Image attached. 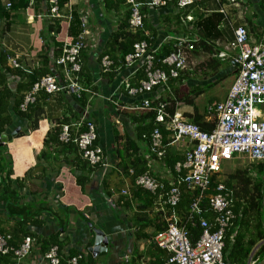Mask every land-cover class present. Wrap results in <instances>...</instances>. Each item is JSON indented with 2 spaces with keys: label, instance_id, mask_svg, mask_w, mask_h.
<instances>
[{
  "label": "crops",
  "instance_id": "crops-1",
  "mask_svg": "<svg viewBox=\"0 0 264 264\" xmlns=\"http://www.w3.org/2000/svg\"><path fill=\"white\" fill-rule=\"evenodd\" d=\"M47 1L28 0L25 2L27 7L16 10H8L1 4L7 14L0 19V73L3 74L6 68L11 69L10 74L3 75L6 77L4 84L12 92L8 108L11 124L0 133L9 136L8 143L0 147L1 164L9 170L12 189L23 197V203L42 201L50 209V213L46 212L39 218L41 225L28 228L36 244L25 263L47 264L44 261L47 251L44 252L42 243L58 233L63 246L60 253L65 260L62 264H68L69 257L79 254L84 255L83 261H93V264H157L159 260L165 261L166 253L153 244L160 226H165L164 215L161 214L163 205L157 197L136 187L135 178L129 174L130 169L135 173L141 169L133 163L136 154L137 157H145L142 164L145 169L149 147L138 133L141 128L137 121L147 112L135 110L141 102L127 95L124 83L129 81L135 86L143 78L139 74L134 76L133 70L125 67L118 73L107 74L101 68L103 55L111 56L115 62L119 59L112 54L111 36L117 23L125 19L127 7L120 5L119 11H108L104 0H73L71 20L67 21L47 17ZM20 3L25 5L24 0ZM63 10L65 14L68 12L65 8ZM144 14L148 42L159 47L160 51L175 43L168 41L169 38H199L201 32L196 29L197 20L221 15L216 31L212 32L217 39L210 42L217 53L224 51L228 58L222 61L202 51L193 52L195 55L204 54L205 60L189 68V58L184 82L173 85L176 111L190 121L198 119L209 123L206 120L207 107L227 98L238 75L235 60L239 51L230 49L235 41V31L245 27L252 45L264 39V0H238L236 4L203 0L186 11L171 5L166 9L147 8ZM82 18L88 21L90 37L82 56L80 83L96 96L84 94L81 100H77L67 94L42 92L37 102L23 112L18 102H23L25 94L35 83L31 73H37L42 67L44 39L52 44L51 51L60 55L65 43L82 34ZM212 58L216 71L209 63ZM12 60H17L20 67L13 68ZM59 70L52 66L55 74H60ZM3 87L0 84V91ZM182 93L186 94L185 100H180ZM86 111L88 119L97 126V144L103 148L110 167L105 170L95 168L92 172L81 170L75 163L65 164L62 168L55 164L36 168L38 157L46 148L48 134L61 124L79 122ZM15 132L17 135L12 136ZM163 135L166 158L163 162L154 161L152 173L167 184L179 175L176 166L184 161L188 141L169 145L170 134L164 132ZM43 168L47 170L46 176L42 174ZM243 170L248 171L251 180L249 190L253 194L254 205L249 207L246 201L242 207L250 210L242 217L238 232L246 235L245 244L257 241L250 257L255 255L259 258L258 264H264V238H258L260 233L264 235V163L250 162ZM81 177L88 180L83 189L77 182ZM123 190L129 192L127 197L122 195ZM5 208L6 205L0 202V234L14 235L15 245H21L27 236L19 232L17 219H9ZM95 228L102 230L109 240L107 252L98 257L89 253L95 242Z\"/></svg>",
  "mask_w": 264,
  "mask_h": 264
},
{
  "label": "built area",
  "instance_id": "built-area-1",
  "mask_svg": "<svg viewBox=\"0 0 264 264\" xmlns=\"http://www.w3.org/2000/svg\"><path fill=\"white\" fill-rule=\"evenodd\" d=\"M61 1H47V17L70 21L73 0H68L63 6ZM117 1L124 3L130 10L131 31L143 33L146 39L134 44L133 52L125 57L123 67L117 66L111 56L103 55L101 68L106 74L118 73L124 67L133 70L134 76L141 70L145 73L138 85L133 86L126 81L124 89L130 98L141 102V106L135 110L155 113L156 128L151 135L145 171L137 176L134 169L129 171L130 176L135 178V186L157 197L163 205L161 214L164 215L165 229L155 235L153 244L166 253L165 264H231L225 260L224 252L226 232L236 218L232 199L234 193L221 180L214 194L209 191L213 177L222 174L226 163L243 157L252 163H264V39L252 45L245 27L235 31V41L230 49L239 51V57L235 60L238 75L227 98L207 107L206 120L214 125V129L206 132L182 113L175 111L171 114L168 111L170 101L175 100L173 85L178 82L181 73L188 70L190 55L199 38H169L168 41L175 42L173 50L158 61L160 48L148 42L144 14L147 8L166 9L171 5L186 11L198 6L203 0ZM218 1L231 4L238 2ZM0 3L8 10L13 6V0H0ZM64 8L68 11L66 14ZM87 25L86 18H82V34L76 40L65 43L60 49V55L52 60V66L59 68L60 74L41 77L25 94L20 107L23 112L37 102L42 92L48 95L67 94L77 100H81L84 94L96 96V93L80 83L82 56L90 37ZM215 57L225 61L228 54L218 52ZM158 64L167 69L160 68ZM11 65L15 69L20 67L17 60H12ZM87 115L86 111L77 123L62 124L60 142L74 143L82 160L91 168L108 169L110 166L105 152L97 144V126ZM163 132L170 134L169 145L188 141L184 161L176 166L179 175L167 184L155 178L152 173L154 161L163 162L166 156ZM184 190L194 196L188 208L182 211L179 205ZM122 195L127 197L129 192L123 190ZM189 224L201 228V234L196 240L191 237ZM11 239V234H0V256L13 254L16 264H27L25 261L36 244L35 238L27 236L18 248L11 245ZM83 258V254L69 257L67 263L80 264ZM63 260L58 246L44 254L47 264H61ZM258 262L259 258L252 255L248 264Z\"/></svg>",
  "mask_w": 264,
  "mask_h": 264
},
{
  "label": "trees",
  "instance_id": "trees-1",
  "mask_svg": "<svg viewBox=\"0 0 264 264\" xmlns=\"http://www.w3.org/2000/svg\"><path fill=\"white\" fill-rule=\"evenodd\" d=\"M28 0H24V4L22 5L21 0H13V6L10 10H16L20 7H27V3H25ZM65 3H67L66 0L61 1V6H63ZM106 10L108 11H119L120 5H125L122 2H119L117 0H104ZM18 4V5H17ZM126 6V5H125ZM127 7V6H126ZM127 14L124 20L119 21L116 26V31L111 36V44L113 48V55L115 57H119V59L116 60V65L119 64V67L124 66V60L125 57L133 52V46L136 42L145 40V36L143 33H133L130 29L129 25V19H130V10L127 7L126 10ZM6 11L3 7H1L0 3V19H2V16H5ZM222 19L221 15L215 14L210 18H200L196 22V29H198L201 33L199 36V42L196 44V48L194 50V53L197 52H204L211 56H215L217 54L216 48L214 45L211 44L210 40L213 39L216 40L217 37L213 36L212 32H215L217 29V26ZM210 36V37H209ZM50 42L45 38L44 39V53L41 56L42 58V67L39 69L37 73H31L30 77H33V82H37L41 77L51 75L54 72L52 71V60L57 58L58 56L51 51L53 49L52 44H49ZM172 44L170 46L164 47V50H161L160 53L157 55V60L161 61L163 55H168L172 52ZM213 66V71L217 70V66H215L214 59H210ZM118 66V65H117ZM158 66L164 70H166V67H163L161 64H158ZM54 67V66H53ZM11 69L6 68L5 72L3 74H10ZM187 73V72H186ZM186 73H181V77L178 79V82H183L184 78L186 76ZM0 73V84L4 85L3 89L0 91V133L4 132L7 125L11 124V118L8 113L9 108V101L12 98V92L11 90L4 84L6 77ZM141 75V78H144L145 73L144 70H141L139 73ZM179 93V92H178ZM181 96V95H180ZM186 94L182 93V98L180 100H185ZM176 102L177 100L170 101V106L168 107V111L173 114L176 111ZM22 101L18 102V107H21ZM140 125L141 132H138L140 137L145 140V143H147V146H150L151 142V135L156 128L155 123V113L153 112H147L146 115H143L140 119L137 120ZM194 123L200 126V128L203 131L210 132L214 129V125L212 123H203L199 121L198 119L194 120ZM62 125V124H61ZM61 125L57 126L55 129H53L47 136V139L45 141V150L41 153V155L38 157V163L36 168H41L42 166H50L51 164H55L59 166V168H62L63 165L68 163H75L77 167L81 168V170H91L90 167H88V164L83 162L82 158L80 157L78 148L74 143L70 144H63L60 142V133H61ZM164 133V132H163ZM138 151V150H137ZM133 163H136V167H140L141 169L136 171V176L142 174L145 169L142 167V164L145 162V157H137V154L135 155ZM166 158V156H165ZM164 158V160H165ZM1 151H0V189H2L0 194V202H3L6 205V213L8 215V218H15L17 219L16 223L19 228V232L26 236H31V234L28 231L29 226H39L42 223L39 222V218L44 213H50L49 207H47L46 203H42V201L35 202L32 204H25L23 203V197H21L13 188L12 183L10 181V172L6 167H4V164H1ZM176 164H174L175 167ZM56 168V167H55ZM90 168V169H89ZM92 172V171H91ZM42 174L44 176L47 175V170L42 169ZM87 178H77L78 184L84 188V186L87 183ZM219 184V179L217 176H214L212 179L211 187L209 193L214 194L216 192V188ZM227 187L233 191L234 195L232 197L234 202V214H235V220L233 222V225L227 230L225 235V260L228 261L231 264H246V261L249 259L253 247L256 244V240H252L251 242L245 244V236L240 234L238 232V227L240 226L242 217L248 214L250 208L244 207L245 202L247 201V205L249 204V207H253V200L251 199L253 197V194L250 192L249 187L251 185V180L248 174L247 170H238L233 175L229 176L228 180L225 182ZM18 186L21 187V182L18 183ZM193 194L191 192L185 191L183 193L182 201L179 205V209L184 211L188 208L189 204L193 200ZM251 199V200H250ZM253 202V203H252ZM207 203V202H206ZM205 203V204H206ZM205 206V205H204ZM247 209V210H246ZM54 216V212H51ZM63 230L64 227H62ZM188 228L190 230V234L193 240H196L199 238L201 234V228L199 226L193 227L191 224L188 225ZM165 229V226H160L159 232L163 231ZM0 233H2V230L0 229ZM11 245L15 248H18L20 245H15L13 241L14 235H11ZM233 237V239H232ZM259 240H262L264 238V235L261 233L259 234ZM258 240V239H257ZM22 244V243H21ZM44 246V252H48L52 247L58 246L59 249H62V243L59 239V233L56 235L51 236L48 240L44 241L42 243ZM92 243L90 244V246ZM261 253H259L260 255ZM71 256V254H70ZM65 263V260L62 261V263ZM160 264H165L166 260L164 261H158ZM61 263V264H62ZM0 264H16L14 261L13 254H9L6 256H0ZM80 264H93V261L85 262L81 261Z\"/></svg>",
  "mask_w": 264,
  "mask_h": 264
},
{
  "label": "rangeland",
  "instance_id": "rangeland-1",
  "mask_svg": "<svg viewBox=\"0 0 264 264\" xmlns=\"http://www.w3.org/2000/svg\"><path fill=\"white\" fill-rule=\"evenodd\" d=\"M205 60L204 54L195 55L192 54L190 57L189 68L195 67L199 62H203ZM249 161L246 158L235 159L231 162L225 164L222 174H220L217 178L221 181H227L229 176L236 173L238 170H243L245 167L249 166Z\"/></svg>",
  "mask_w": 264,
  "mask_h": 264
},
{
  "label": "water",
  "instance_id": "water-1",
  "mask_svg": "<svg viewBox=\"0 0 264 264\" xmlns=\"http://www.w3.org/2000/svg\"><path fill=\"white\" fill-rule=\"evenodd\" d=\"M17 133H13L12 136H16ZM9 141V136L7 134L0 135V147H3ZM1 181V179H0ZM91 226V225H89ZM95 234V242L94 246L89 248V253H91L94 257H98L107 252L109 247V240L107 239L105 233L100 229H93Z\"/></svg>",
  "mask_w": 264,
  "mask_h": 264
}]
</instances>
